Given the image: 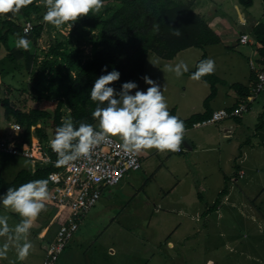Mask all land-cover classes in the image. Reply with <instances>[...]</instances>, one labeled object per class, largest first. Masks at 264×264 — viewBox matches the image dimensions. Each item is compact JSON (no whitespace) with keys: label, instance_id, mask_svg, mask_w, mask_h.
Wrapping results in <instances>:
<instances>
[{"label":"crops","instance_id":"obj_1","mask_svg":"<svg viewBox=\"0 0 264 264\" xmlns=\"http://www.w3.org/2000/svg\"><path fill=\"white\" fill-rule=\"evenodd\" d=\"M225 3L226 9L219 13L218 7ZM194 9L220 35L221 42L187 48L173 59L152 52L143 74L160 85L169 112L183 120L236 106L243 95L234 85L250 88L256 78L252 64L262 66L258 41L242 44L240 38L249 34L254 39L253 27L264 22V3L257 6L254 0L246 8L239 0H196ZM49 32L48 46L57 37ZM63 34L69 36L70 32ZM44 38L45 33L34 41L36 47ZM11 46H16L13 40ZM36 47L32 45L33 53ZM7 53L1 45L0 58ZM203 55L214 62L213 73L219 79L216 96L208 106L204 104L211 92L208 81L193 79L186 72L176 76L171 70L181 62L188 71L193 70ZM19 66L12 63L0 68L2 99L17 100L23 74ZM147 87L142 79L139 88ZM41 90L51 98L36 99L30 92L32 107L52 111L66 88L58 82L52 92L47 84ZM64 111L65 120L69 111ZM12 123L0 104V135L16 137L20 131ZM48 133L53 138L54 131ZM184 136L188 141L181 144L182 152L140 150L142 168L129 171L119 184L103 189L56 264H264V92L243 117L186 128ZM33 140L39 138L33 136ZM0 155L15 158L6 174V166L0 163V174L8 182L22 170L34 173L39 168L31 159ZM44 204L39 221L37 217L32 220L20 241L11 231L18 213L0 205L12 219L7 222L10 232L0 236V246L30 242L28 253L41 256L43 264L61 224L56 218L57 207L49 198ZM27 256L24 262L29 261ZM0 264L4 263L0 260Z\"/></svg>","mask_w":264,"mask_h":264},{"label":"trees","instance_id":"obj_2","mask_svg":"<svg viewBox=\"0 0 264 264\" xmlns=\"http://www.w3.org/2000/svg\"><path fill=\"white\" fill-rule=\"evenodd\" d=\"M109 1L115 6L112 10L107 9L108 15L105 16L98 10L90 11L88 15L74 21L72 27L71 22L61 25L70 27V35L60 34L59 37L51 39L48 56L42 62L37 60V54L33 53L30 46L12 47L11 40L12 37H25L29 42L38 41L48 28L49 22L34 21L31 14H36L37 19H43L46 11L45 0H32L18 12L0 14V46L3 45L7 49V58L12 63L20 65V71L23 72L20 90H30L36 94V99L44 96L50 99L51 97L41 90L43 84H47L50 92L55 90L58 82L66 88L64 97L56 100L52 111L40 106L27 111L18 102H13L8 97H0L6 119L13 121L19 128L17 138L21 137L22 143L31 144L33 136H37L42 147L46 148L56 161L58 154L53 152L50 141L54 138L56 128L64 121V108L69 111V118L77 126L78 122H85L98 127V118L92 117L96 102L91 100L90 91L94 81L103 74L102 69L106 67V71L110 72L115 68L120 72V79L111 85L119 91L121 84L127 81H135L139 86L146 61L152 52L164 59H173L187 48L221 42L220 35L195 11L196 0H104V3ZM239 2L246 8L254 4V0ZM27 21L33 23V30L29 33L23 30ZM173 29H179L181 35H174ZM252 35L259 43L263 64L264 22L253 27ZM81 44L93 46L94 55L91 58L85 56L84 46ZM202 60H206V55H203L196 67L186 74L192 76ZM32 70V82L29 88L24 87L25 75L29 71L32 74ZM72 72H75V75ZM200 78L211 84V92L204 102L208 106L216 96V83L219 79L213 72ZM234 87L243 97L250 93V88L242 84H235ZM213 112L181 119L184 128L194 127L195 123L211 117ZM169 113L175 115L173 111ZM49 129L54 131L53 138L49 136ZM59 169L60 166L56 163L49 166L39 164L34 173L22 170L11 182L6 181L0 174V192L5 194L8 188H16L30 180L48 179L50 172Z\"/></svg>","mask_w":264,"mask_h":264},{"label":"clouds","instance_id":"obj_3","mask_svg":"<svg viewBox=\"0 0 264 264\" xmlns=\"http://www.w3.org/2000/svg\"><path fill=\"white\" fill-rule=\"evenodd\" d=\"M31 2L0 0V14L18 12L22 6ZM103 4L104 0H45L43 20L57 27L71 22L72 27L78 18L88 15L90 11L99 10ZM173 34L181 35L179 29H173ZM17 44L27 48L29 41L21 37ZM171 70L180 76L182 72L188 71V66L181 62ZM213 70L214 62L211 59L202 60L192 73V78L199 79ZM102 73L90 91L91 100L96 102L92 117L98 118V127L85 122H78L77 126L71 118L65 119L56 128L54 138L50 141L52 150L58 154L57 166L67 165L81 157H90L95 147L110 136H119L127 152L152 148L158 151H178L184 138V122L170 115L160 85L145 74L142 78L148 85L145 90H141L135 81H127L117 91L111 85L120 79V72L115 68L109 72L105 67ZM48 183V179L30 180L16 188H8L0 196V205L10 207L24 218L11 230L17 241L28 233L32 220L45 209L44 201L49 198ZM9 232L7 218L0 216V236ZM7 248V244L0 246V257L6 255ZM30 248V242L19 244L18 257L25 258Z\"/></svg>","mask_w":264,"mask_h":264},{"label":"built area","instance_id":"obj_4","mask_svg":"<svg viewBox=\"0 0 264 264\" xmlns=\"http://www.w3.org/2000/svg\"><path fill=\"white\" fill-rule=\"evenodd\" d=\"M23 30L25 33L32 31L33 23L27 21ZM254 40L249 34H243L240 43L252 44ZM252 68L256 72L257 79L252 83L247 97L241 98L231 109L215 110L211 117L195 123L194 127L220 123L229 118H240L250 110L254 101L264 92V63L260 68L252 64ZM15 127L18 128L17 124L14 125ZM17 136L13 138L0 135V153L28 158L44 166L57 162L51 153L42 147L40 141L33 140L31 144L22 143L23 141ZM182 151L183 148L180 146L177 152ZM142 166L143 157L139 151H125L122 141L115 136H110L95 147L90 157H81L60 166L57 171L50 172L48 175V190H51L49 198L57 207L56 218L61 220V224L55 239L46 249L43 264L58 262L61 253L78 231L81 222L99 201L104 188L119 184L129 171H138Z\"/></svg>","mask_w":264,"mask_h":264},{"label":"rangeland","instance_id":"obj_5","mask_svg":"<svg viewBox=\"0 0 264 264\" xmlns=\"http://www.w3.org/2000/svg\"><path fill=\"white\" fill-rule=\"evenodd\" d=\"M225 1V0H224ZM261 1H264V0H257V6H260V5H263V3L264 2H261ZM228 4V3H227ZM115 5L113 4V2H105L104 4H103V6L98 10V11H100L102 14H104L105 16H106V14H107V9H111L112 10V8L114 7ZM226 3H225V5L223 6V7H218V9H219V13H221L222 11L224 12V9H226ZM108 15V14H107ZM31 17H32V19L34 20V21H39V22H45L46 23V21H44L43 19H37V15L36 14H31ZM49 31H51V33H55V35H57V37H59V35L61 34V35H64L63 34V32L65 31V32H70V27L69 26H65V27H62V26H59V27H57V26H54V25H52L51 23L49 24L48 23V28L47 29H45V31H44V33H45V41H43L42 43H41V45L39 46V47H36V45H37V42H29V45L28 46H30V48L32 47V45L34 44V46L36 47V54H37V60L38 61H40V62H42L44 59H46L47 58V56H48V50H49V46H48V43L50 42H48V35L50 34V32ZM66 35V34H65ZM70 35V34H69ZM250 36V35H249ZM253 36V35H252ZM251 37V36H250ZM254 37V36H253ZM12 39H13V42L16 44V45H18L17 44V42H18V40H19V37H12ZM251 39H253L252 37H251ZM84 46V50H85V56L87 57V58H91L93 55H94V51H93V46L91 45V44H81V46ZM42 46H45V48H43L42 49ZM11 64H12V62L7 58V56L5 55V56H3V57H1L0 58V68L1 67H4V68H7V67H9V66H11ZM26 77H25V84L23 85L24 87H28L29 88V86H30V82L32 81V77H33V75H31L30 74V71L28 72V73H26V75H25ZM5 77V76H4ZM22 78V76L20 77V79ZM31 79V80H30ZM24 81V80H23ZM23 86H22V88H23ZM19 91H21V90H19ZM25 97V98H24ZM24 98V99H23ZM23 99V100H22ZM14 102H18L19 104H20V106L21 107H23L24 109H30V108H32V106H33V102H30V90L29 91H26V92H24V91H21V92H19V95H18V97H17V100H14ZM25 105V106H24ZM13 125H15V123H12ZM17 132H19V130L17 131ZM115 137H117V136H115ZM118 138V137H117ZM119 139V138H118ZM121 140V139H120ZM122 141V140H121ZM15 161V158H11V157H7V156H2V155H0V163H2L3 164V166L5 165L6 167H5V173L4 174H6V172H7V168H8V165H10V163H13ZM3 174V176L5 177V178H7V176H5ZM50 195H51V190L49 191V197H50ZM0 196H2V195H0ZM49 200H50V198H49ZM51 201V200H50ZM54 206H55V204L53 203V202H51ZM2 206V205H1ZM5 207V206H4ZM4 207H3V210L0 208V216H5L6 218H7V222H12V219H11V214H10V212H8V211H6V210H4ZM56 207V206H55ZM6 208H8L9 209V207H6ZM57 209V208H56ZM16 217V216H15ZM17 217L18 218H15V222L17 223V224H19L21 221H22V219H24L23 217H21L19 214L17 215ZM39 219H40V214H38V216H37V221H39ZM58 222L60 223L61 222V220L60 219H58ZM16 224V225H17ZM15 225V226H16ZM8 245V244H7ZM18 245L19 244H16V245H8V248H7V252H6V255H4V256H2V257H0V260L2 261V263H4V264H41L40 263V260H41V256H36V255H34V254H32V253H28V256H27V258L29 259V261L27 260V261H23L22 259H20L19 257H18V254H17V248H18ZM3 246V245H2ZM8 257L7 259H5V258H3V257ZM30 257V258H29ZM38 261V262H37Z\"/></svg>","mask_w":264,"mask_h":264},{"label":"water","instance_id":"obj_6","mask_svg":"<svg viewBox=\"0 0 264 264\" xmlns=\"http://www.w3.org/2000/svg\"><path fill=\"white\" fill-rule=\"evenodd\" d=\"M187 141H188L187 137L184 136V138H182V143L186 144Z\"/></svg>","mask_w":264,"mask_h":264},{"label":"bare ground","instance_id":"obj_7","mask_svg":"<svg viewBox=\"0 0 264 264\" xmlns=\"http://www.w3.org/2000/svg\"><path fill=\"white\" fill-rule=\"evenodd\" d=\"M213 100V99H212ZM58 229V228H57Z\"/></svg>","mask_w":264,"mask_h":264}]
</instances>
